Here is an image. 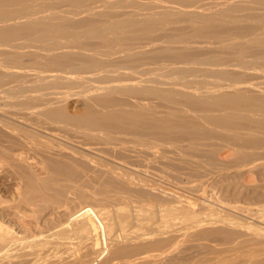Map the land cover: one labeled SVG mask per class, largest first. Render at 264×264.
Listing matches in <instances>:
<instances>
[{
  "label": "bare ground",
  "instance_id": "1",
  "mask_svg": "<svg viewBox=\"0 0 264 264\" xmlns=\"http://www.w3.org/2000/svg\"><path fill=\"white\" fill-rule=\"evenodd\" d=\"M244 2L251 3L249 8L253 10L244 9L243 14H236L235 7H242ZM193 3L191 0H0V175L9 172L14 175L12 200L16 202L6 206L0 199V264H28L31 257H48L58 252L59 246L74 245L80 233L79 238L84 239L93 232L91 227L95 224L106 226L96 217L95 208L87 203L70 211L69 201L74 200H69L68 193L87 198L99 194L127 203L135 195L133 184L138 183V188L145 191L149 188L150 192L149 189L146 192L154 196L152 183L135 179L146 163L154 160L155 164V157L156 160L167 157V152L180 155L178 159L174 156V163L196 165L200 163L196 157L203 155L212 163L218 161L212 158L216 154L214 147L203 150L209 145L205 140L214 136L231 144L237 157L243 160L248 153L242 145L264 147V0H221L213 7ZM215 75L220 80L209 81L205 77ZM255 75L262 80H252ZM74 87L83 88L84 94H79L85 107L73 114L66 102L74 92L71 94L64 88ZM151 97L159 98L166 108L159 110L143 101ZM29 151L39 154L41 163L35 160L38 155L34 158ZM143 157L145 164L141 167ZM152 168L143 170L148 173ZM92 184H99L100 189L91 193L88 186ZM162 190L159 188L161 193ZM171 190L163 192L167 197L173 196L176 206H169L170 199L162 200L166 194L160 193V200L167 201L168 206L160 204L159 199L157 202L147 199L150 201L141 205L138 216L148 211L155 228L160 221L172 218L177 210L189 216L197 214L193 201ZM261 192L255 195L264 198ZM41 200L56 204L40 218L38 215L28 218L29 209L23 210L22 203L35 207ZM74 205L71 203V208ZM133 206L136 208L134 203ZM224 207L221 209L227 211V205ZM229 208L246 211L236 204ZM128 209L119 207L120 213L115 210L121 214L119 221L113 217L115 213L112 215L121 227L137 215L136 209L135 212ZM223 213L218 212L219 216ZM224 216L217 221L245 228L247 232L231 228L230 234L228 230L227 234L236 235V239L229 235L228 239H232L226 240L231 245L223 246L227 245L225 242L211 249L215 254L212 261L206 257L200 264H264V227ZM215 233L218 236L219 232ZM163 239L148 242L144 246V251L149 250L145 255L129 257L122 264H138V260L146 259L154 264H196L184 252L193 246H174V242L163 249ZM32 246L38 248L34 251ZM29 247L33 251L28 252ZM46 257L43 259L47 264L59 262L56 257L53 261ZM73 259V263H78L77 258Z\"/></svg>",
  "mask_w": 264,
  "mask_h": 264
},
{
  "label": "rangeland",
  "instance_id": "2",
  "mask_svg": "<svg viewBox=\"0 0 264 264\" xmlns=\"http://www.w3.org/2000/svg\"><path fill=\"white\" fill-rule=\"evenodd\" d=\"M220 2H221V0H219ZM218 0H216V2H215V0H191V2L193 3V4H195L196 2V5H199V6H204V7H213V6H215L216 5V3H218L219 2ZM222 1H224V0H222ZM200 4H199V3ZM210 2V3H209ZM213 3H214V5H213ZM244 4H246V6H244V8H242L243 7V5ZM207 5H209V6H207ZM243 5H242V7H235V12H236V14H243L244 12H246V10H248V11H250V9L251 10H253L252 8H249V6L251 5V3H249L248 4V2H244L243 3ZM243 10H242V9ZM244 9H246V10H244ZM243 13H242V12ZM150 75V74H149ZM216 76V75H215ZM215 76H213V78H212V76H205L206 78H208V80L209 81H211V80H220V78H217V76H216V78H215ZM218 77H220V76H218ZM210 78V79H209ZM252 80H254V81H260V80H262V78H261V76L260 75H255L254 77H253V79ZM221 81H223V79L221 80ZM209 85H211V84H209ZM67 89V90H66ZM82 89V90H81ZM79 88V87H74V88H70V89H68V88H64V90H66V91H68L69 92V90H70V92L69 93H73V95L68 99V101L66 102V107H67V109L69 110V112H71V113H79V112H81V111H83V109H84V107H85V103H84V101H83V99L81 98V95H83L84 94V92H83V88ZM72 90V91H71ZM79 90H81V91H79ZM79 91V92H78ZM76 93H78V94H76ZM81 95H80V94ZM75 94V95H74ZM78 98V99H77ZM81 99V100H80ZM138 100H142V99H138ZM146 100V102H148L149 104H153L154 106H156V107H158L159 108V110H163V109H165L166 107L164 106L165 105V103L164 102H161L160 101V99L159 98H155V97H151V98H147V99H144L143 101H145ZM162 105V106H161ZM211 139V140H210ZM208 140V141H207ZM216 140V141H215ZM205 141H207L208 142V144L209 145H206L205 147H204V149L203 150H205V151H208L211 147H214L213 148V150L214 151H216L215 153L216 154H214V156L212 157L214 160H218V161H214L213 163H212V161H210L208 158H207V155H203V157L202 158H204V159H202V158H199V157H196L197 158V160L198 161H200V163L199 164H193L192 163V165H188L189 163H183L184 165H182L180 162H178L177 161V163H174V161L176 162V158L178 159L179 157H180V155H178V153L177 152H167V155L170 157H172L171 159L168 157H162L161 159L159 158V160H160V163H159V160H156V157H155V164H154V158H151V160H153L152 161V163L150 162V163H146V166L144 165L145 164V162H144V157L142 158L143 159V162H141L140 161V163H141V167H142V163H144L143 164V166H145V167H142V171L143 172H145V173H140L141 174V176H140V174L137 176L138 178H136L135 180L137 181V179L138 180H145L144 182L145 183H147V184H151L152 183V185L153 186H151L150 188H151V192H153L151 195H154V196H156V198H154V196H149V192H150V189L149 188H146V191H147V189H149L148 191L149 192H146L145 191V188L143 189V188H138V183L136 184V185H132V187L129 185V186H127V188L128 189H130V187H131V189H133V186H135V188H136V190L135 189H133V192H132V190H131V192L133 193V194H135L134 196H132L131 197V200L130 201H127V203H126V201L124 202V200H123V202H121L122 200H115L114 198H103V197H101V195H99V194H96L95 195V198L94 197H86V196H82V197H80L79 195L77 196H75V194H72V193H68V194H66L67 195V197H69L70 199L69 200H72L73 202H74V204L77 206H75L74 204H73V202H70L69 201V203H70V211L72 210V212L73 211H75L76 209L75 208H77V210H78V208H80L82 205H84V204H89V206H91L93 209H94V212H95V215H96V217L97 218H99L100 219V221H103L102 222V224L104 223V224H106V226L105 225H103V227H102V225L101 224H95V226H97L96 228H95V226H92L91 228H93V229H91V231H93V232H90V233H88L87 235H85L84 233H83V235H85L84 236V239H80V238H83V237H80L79 238V236H80V234H81V236H82V233H80L79 235H77V237L78 238H76L75 239V244L74 245H68V246H59V248H58V252H55V254L57 255H55L54 253H52L53 255H55V256H53L52 254V256L51 255H49V256H51L53 259L55 258V261L56 260H58L57 262L58 263H56V264H67V263H69V264H79V262H81L80 264H122V261H124V260H126V259H130V258H133V257H136L137 255L138 256H140V255H145L148 251L147 250H145V251H147V252H145L144 251V246H147V244H148V242L149 243H151L152 241L153 242H155L156 241V239H159V240H162L163 238L165 239H163L164 240V243H163V249H165L167 246L169 247V246H172V245H174V242H175V245L174 246H188V247H192L193 246V249L192 248H190V249H188L187 250V252L186 251H184L185 252V254H186V256L185 257H187V255H188V257H190V258H192V259H194V263H196V264H200L201 263V261H202V259L204 258H208L209 257V260H211V256H214L215 254L214 253H212V250L216 247H220V246H222V243H227V245H225V244H223V246H230L231 245V241H228V240H231L232 238H230V239H228L229 238V235L231 234L230 233V230H232V229H237V230H240L241 229V227H239L238 228V226H235V225H231V224H229V223H225L224 221H217V218H223V216H224V214H226V216H224L225 218H230V219H235L236 221H245V222H248V221H250V222H252V223H254V224H256L257 223V225H259V226H262V227H264V216H263V214H264V198H259V196L257 197L256 195H259V193L261 192L260 190H262V192H264L263 190H264V164H259L260 162H262V161H264V147H256L255 148V146H250V145H248V146H245V145H242V147L243 148H245V150H246V152L248 153V157L246 158V159H239L238 157H237V153H236V151H234V149L232 148V146H231V144H229L227 141H224V139L223 138H221V137H219V136H214L213 137V139L212 138H207ZM210 141V142H209ZM214 141V142H213ZM215 145H216V147H215ZM219 147V148H218ZM228 147V148H227ZM223 150H222V149ZM225 148H227V150H225ZM230 148V149H229ZM253 148V149H252ZM255 148V149H254ZM222 150V151H220V150ZM249 150V151H248ZM250 150H252L251 151V153H250ZM258 150V151H257ZM217 151H219V152H217ZM30 152V151H29ZM28 152V153H29ZM229 153H230V155H229ZM33 154V155H32ZM30 155L32 156V157H36L37 155L38 156H40L39 154H37L36 152H34V151H31L30 152ZM36 157L35 158V160L36 161H38L39 163H41V156L40 157ZM174 156H176V158L174 157ZM256 156V157H255ZM261 157V158H259V157ZM40 158V159H39ZM174 158V159H173ZM211 158V159H212ZM250 158V159H249ZM169 159V162H171V163H169V162H167V160ZM255 159V160H254ZM150 160V161H151ZM161 160H162V162H161ZM171 160V161H170ZM172 160H173V162H172ZM35 161V162H36ZM247 161V162H246ZM37 162V163H38ZM165 162H167L166 164H165ZM222 162V164L220 165V163ZM228 162V163H227ZM246 162V163H245ZM248 162H250V163H248ZM162 163V164H161ZM173 163V164H172ZM180 163V165H177V164H179ZM202 163V164H201ZM211 163V164H210ZM233 163V164H232ZM248 163V164H247ZM255 163V164H254ZM258 163V164H257ZM147 164H152V166H153V168H152V166L151 167H147L148 165ZM165 164V165H164ZM172 164V165H171ZM214 164V165H213ZM242 164H246V165H242ZM155 165V166H154ZM157 165H158V167H157ZM174 165V166H173ZM260 167H259V166ZM177 166V167H176ZM180 166V167H179ZM189 166V167H188ZM254 166V167H253ZM155 167H156V169H155ZM164 167H166V169L164 168ZM183 167H184V169H183ZM143 168L144 169H150V168H152L151 169V171H147L148 173H150V175L152 176L153 174H155V175H153L154 177H151L148 173H146V171L145 170H143ZM158 168V169H157ZM171 168V169H170ZM39 169H40V166H39ZM153 169H155V170H153ZM161 171H160V170ZM164 169V170H163ZM208 169V170H207ZM234 169V170H233ZM41 170V171H40ZM40 170H38V171H40V173L42 172V169H40ZM206 170V171H205ZM210 170V171H209ZM217 170V171H216ZM219 170V171H218ZM233 170V171H232ZM157 173H156V172ZM159 171V172H158ZM167 171V172H166ZM180 171V172H179ZM183 172V173H182ZM234 172V173H233ZM176 173H178V174H176ZM6 174V173H5ZM8 174L10 175V172L9 173H7L6 174V176H8ZM13 174V173H12ZM143 174H145V175H143ZM165 174V175H164ZM235 174H236V176H235ZM142 175H143V177H145L146 179H147V177H148V179L147 180H149V178H152V179H150V181H147L145 178L144 179H142L143 177H142ZM174 175H176V176H174ZM185 175V176H184ZM198 175V176H197ZM220 176V177H218V176ZM221 175H222V177H221ZM1 177H0V199H1V197H2V199H3V201H5L6 202V206H10V204L11 205H13V204H15L16 202H15V200L13 199L12 200V198H13V188H15V178L14 179H12V177H14V175H10L9 177L11 178H9V177H7V178H4V177H6V176H4V173L2 174V175H0ZM147 176V177H146ZM150 176V177H149ZM157 176V179L155 178ZM200 176V177H199ZM160 179H159V178ZM139 178H141V179H139ZM176 178V179H175ZM179 178V179H178ZM211 178V179H210ZM154 179H156V180H154ZM159 179V180H158ZM215 179V180H214ZM217 179V180H216ZM224 179H225V181H224ZM167 180V181H166ZM197 180V181H196ZM142 181V183H144ZM147 181V182H146ZM156 183H158L159 182V184H156ZM161 181V182H160ZM177 181V182H176ZM185 181V182H184ZM243 181V182H242ZM256 181V182H255ZM138 182V181H137ZM170 182V183H169ZM212 182V183H211ZM154 183V184H153ZM161 183V184H160ZM163 183V184H162ZM225 183V184H224ZM235 185H234V184ZM168 184V185H167ZM209 184V185H208ZM252 184H253V186H252ZM94 185V186H93ZM99 184H92V185H89L88 187H89V189H88V187L86 188L87 190H89V191H91V193L92 192H97L100 188V185L98 186ZM154 185H156V188H155V186ZM157 185H159V186H162V187H159V186H157ZM198 185V186H197ZM258 185V186H257ZM95 188H93V187ZM164 186V187H163ZM171 186V187H170ZM183 186V187H182ZM238 186V187H237ZM91 187L93 188V190L91 189ZM97 187V188H96ZM153 187L155 188V190H157V191H154L153 190ZM160 188V190H162L161 188H163V190H162V193L164 194H166V197H165V195H162V200H166L167 198H169L171 201H172V199H173V201L175 202V200H174V198H173V196L171 197V195H170V197L168 196L167 197V193L166 192H163V191H167V189H168V191H169V188L170 189H172L171 190V192L173 193V192H178L177 194H179V195H181V196H183V197H186V198H188L189 200H191V201H193L194 203H195V207H196V211H197V214H195L194 216H189V215H186L184 212H182V210L180 209V210H177L173 215H172V218L171 217H169V219H167V220H165V221H160L159 222V224H157V227H156V225H155V228H154V226L152 225V222H151V220H152V215H150L149 214V212L148 211H146V212H143V213H141V215H139L138 216V212H142L141 211V209H142V204L144 203V202H148V201H150V200H148L147 201V199H155V202H159L160 204H163L164 206H168L167 204H168V202H169V206H173L174 204H175V206L177 205V203L175 202H173V204H170V200H168V202L167 201H161L160 199V197H161V191H159V188ZM173 187V188H172ZM186 187V188H185ZM224 187V188H223ZM254 187V188H253ZM110 189L111 188H113L112 186L111 187H109ZM164 188H165V190H164ZM241 188V189H240ZM259 190H257V189ZM139 189V190H138ZM183 189V190H182ZM219 191H218V190ZM256 189V190H255ZM3 190V191H2ZM137 191H138V193H137ZM167 191V192H168ZM140 192H142L140 195V197L141 198H139L138 196H139V193ZM155 192V193H154ZM170 192V191H169ZM181 192V193H180ZM226 192V193H225ZM255 192V193H254ZM259 192V193H258ZM261 192V193H262ZM131 193V194H132ZM136 193H137V195H136ZM161 193V194H160ZM175 193V194H176ZM236 193V194H235ZM258 193V194H257ZM70 194H71V196H70ZM132 194V195H133ZM155 194H157L158 195V197H159V194H160V197L158 198L157 197V195H155ZM197 194V195H196ZM206 194V195H205ZM239 194V195H238ZM256 194V195H255ZM263 194V193H262ZM142 195H143V198H142ZM169 195V194H168ZM234 195V196H233ZM264 195V194H263ZM31 196H34V194L33 195H31ZM74 196V197H73ZM163 196L165 197V198H163ZM226 196V197H225ZM71 197H73V198H71ZM83 197H86V198H83ZM150 197V198H149ZM152 197V198H151ZM235 197V198H234ZM10 198V199H9ZM75 198H77L76 200H75ZM82 198L84 199V200H82ZM90 198V199H89ZM92 198H94V199H92ZM207 198V201H205V199ZM232 198V199H231ZM1 199V200H2ZM133 199V200H132ZM138 199H140V200H138ZM142 199V200H141ZM157 199H159V200H157ZM204 199V200H203ZM211 199V200H210ZM217 199V200H216ZM226 199V200H225ZM263 199V200H262ZM6 200H8V201H6ZM87 200H89L88 202H87ZM96 200V201H95ZM103 200V201H102ZM112 200H114V201H112ZM144 200V201H143ZM157 200V201H156ZM213 200H214V204H213ZM224 200H225V202H224ZM13 201V202H12ZM80 201H82L81 202V204L79 205V203H80ZM92 201V202H91ZM105 201V202H104ZM134 201V202H133ZM197 201V202H196ZM207 202V204L206 203H204V204H206V205H203L202 206V203H200V202ZM216 201H217V203H216ZM247 201V202H246ZM40 201H38V205H37V207H36V205H35V207H33L34 205L32 204V203H30V204H23L22 203V206H23V208L22 207H20V208H22L23 210L24 209H26L27 208V210L29 209V212L27 211V210H25V211H27L28 213H29V215H28V218H29V216H30V219H33V217L34 218H36L35 216H39V215H44V214H46V212H48V210H49V208H51L52 206H53V204H56L55 203V201L54 202H52V200L51 201H48L49 202V204H50V202H52L50 205H48L47 203H46V201L44 202V201H42L41 200V203H39ZM84 202V203H83ZM138 202H139V205H138ZM165 202H167V203H165ZM171 202V203H172ZM212 202V203H211ZM243 202V203H242ZM71 203H72V205H74L72 208H71ZM91 203H93V205L91 204ZM104 203V204H103ZM125 203V204H124ZM133 203H134V205L136 206V208L133 206ZM215 203H216V206H215ZM219 203V204H218ZM229 203V204H228ZM263 203V204H262ZM33 206H32V205ZM112 204V205H111ZM119 204V205H118ZM124 204V205H123ZM128 204H131L130 206H128ZM200 204H201V206H200ZM212 204V205H211ZM239 205V206H242L243 207V209H246V211L244 210H241V209H235V208H229V210L227 209L230 205ZM245 204V205H244ZM16 205V204H15ZM39 205H43V207L42 206H39ZM47 205V206H46ZM79 205V206H78ZM210 205V207H208ZM221 205V206H220ZM226 206L227 205V208H226V210L227 211H229V212H227V211H225V210H223L225 207L224 206ZM24 206H28V207H24ZM45 206V207H44ZM207 206V207H206ZM217 207V208H212V207ZM254 206V207H253ZM30 207V208H29ZM48 209H47V208ZM112 207V208H111ZM119 207H124L125 208V210H127L128 208V210H134V209H136L135 211H136V217H135V221L133 220H129V221H126V224H125V222H124V224L125 225H122V227H121V225H120V223L119 222H117V221H119V220H117V219H119V216L121 215H119V213L121 212L120 210H118L119 209ZM127 207V208H126ZM138 207V208H137ZM198 207V208H197ZM200 207V208H199ZM201 207H203L204 208V210H203V208H201ZM220 207V208H219ZM247 207V208H246ZM263 207V208H262ZM34 208H35V210H34ZM37 208H39V209H42L43 210V213H41L42 212V210H40L39 211V209H37ZM44 208V209H43ZM132 208V209H131ZM179 208H181L180 206H179ZM207 209V211H208V213H207V211H206V209ZM211 208V209H210ZM221 208H223V209H221ZM257 208V209H256ZM32 209H33V211H32ZM102 209V210H101ZM114 209V210H113ZM138 209V210H137ZM201 209V210H200ZM214 209H215V211H217L216 213L217 214H215V211H214ZM219 209V210H218ZM248 209V210H247ZM256 209V210H255ZM36 210H37V212H39L40 214H38L37 212H36ZM99 210V211H98ZM115 210L116 211H120L119 213L118 212H115ZM234 211V210H236V211H234V212H231V211ZM238 210V211H237ZM114 211V212H113ZM135 211H133V212H135ZM198 211H200V212H198ZM204 212V213H202V212ZM210 211V212H209ZM222 211L224 212L223 213V216H219L220 214H218V212L220 213L221 212V214H222ZM249 211H251V212H249ZM259 211V212H258ZM227 212V213H226ZM230 212H231V214H230ZM246 212V213H245ZM250 214H248V213ZM263 212V213H262ZM34 213H36V214H34ZM79 213H81V212H79ZM100 213V214H99ZM110 213H112V214H110ZM115 213V214H114ZM116 213H117V216H114V215H116ZM177 213V214H176ZM181 215H180V214ZM210 213H213V214H210ZM229 213V214H228ZM239 213V214H238ZM254 215H253V214ZM31 214V215H30ZM114 214V215H113ZM242 214V215H241ZM258 214V215H257ZM33 215H35V216H33ZM112 215H113V217L117 220H113L112 218ZM175 215V216H174ZM183 215V218L181 217ZM216 215H218V217L216 216ZM238 215V216H237ZM245 215V216H244ZM37 216V218H40V216L38 217ZM107 216V217H106ZM177 216V217H176ZM213 216H215V217H213ZM228 216V217H227ZM236 216H237V218H236ZM263 216V217H262ZM42 217V216H41ZM61 218L63 217L64 219H65V216H60ZM96 217H94L95 218V220H97V218ZM193 217V218H192ZM205 217H208V218H205ZM209 217H211V218H209ZM213 217V218H212ZM239 217H241V218H239ZM250 217V218H249ZM257 217V218H256ZM260 217V218H259ZM62 218V219H63ZM186 218V219H185ZM188 218V219H187ZM252 218H254V220H252ZM189 219H191V220H189ZM207 219H209V220H207ZM256 219V220H255ZM206 220V221H205ZM111 221H113L112 223H116L117 224V226L115 227V225H112V224H110L111 223ZM207 221H209V222H207ZM263 221V222H262ZM213 222V223H212ZM222 222V223H221ZM227 222V221H226ZM225 225V227H228L229 225V227L226 229L225 227H224V225ZM227 224V225H226ZM229 224V225H228ZM261 224H263V225H261ZM99 225V226H98ZM127 225V226H126ZM129 225V226H128ZM153 227H152V226ZM118 226H120V227H118ZM126 226V228H124ZM159 226V227H158ZM98 227H100V229L98 230ZM143 227V228H142ZM146 227V228H145ZM151 227V228H150ZM207 227H211V228H207ZM119 228V229H118ZM123 228V229H122ZM133 228V229H132ZM155 229L154 231H153V229L152 230H149V229ZM163 228V229H162ZM165 228V229H164ZM213 228V229H212ZM217 228V229H216ZM220 228L222 229L221 231H220ZM232 228V229H231ZM112 229V230H111ZM141 229V230H140ZM144 229H145V231H144ZM205 229H208L210 232H208L207 234H205V233H203V231H201V230H205ZM211 229H212V231H211ZM244 229L245 228H243V230L241 229L240 231H242L243 233H245V231L247 232V230H245L244 231ZM104 230V231H103ZM130 230H131V233H129L130 232ZM134 230V231H133ZM164 230V231H163ZM165 230H167V231H165ZM217 232H219V233H217L218 234V236H216V233H215V231ZM228 230H229V235L227 234L228 233ZM114 231V232H113ZM146 231H148V232H146ZM149 231H151V232H149ZM152 231L155 233H152ZM184 231V232H183ZM173 234H172V233ZM192 232V233H191ZM213 232L215 233V234H213ZM223 232V234H221ZM134 233V234H133ZM135 233H137L136 235H135ZM158 233V234H157ZM169 233V234H168ZM175 233V234H174ZM185 233V234H184ZM112 234V235H111ZM139 234V235H138ZM164 234V235H163ZM189 234V235H188ZM114 235V236H113ZM132 235V236H131ZM172 235V236H171ZM176 235V236H175ZM205 235V236H204ZM208 235V236H207ZM209 235H210V237L211 238H209ZM211 235H213V236H211ZM221 235H226V236H221ZM124 236V237H123ZM168 236V237H167ZM182 236V237H181ZM201 236V237H200ZM231 236V235H230ZM235 239H236V235H232ZM231 236V237H232ZM123 237V238H122ZM126 237V238H125ZM170 237V238H169ZM205 237V238H204ZM214 237V238H213ZM220 237H222L221 239H218V238H220ZM245 237L247 238V236L245 235ZM41 238H46V237H41ZM41 238H39V240H41ZM167 238V239H166ZM172 238V239H171ZM242 238L243 237H240V238H238V240H242ZM140 239V240H139ZM185 239L187 240V241H185ZM197 239V240H196ZM199 239V240H198ZM218 239V241H216ZM226 239H228V240H226ZM169 240H170V242H169ZM240 240V241H241ZM142 241V242H141ZM158 241V240H157ZM177 241V242H176ZM233 241V240H232ZM165 242H167V243H165ZM169 242V243H168ZM173 242V243H172ZM217 242V243H216ZM229 242V243H228ZM202 243V244H201ZM216 243V244H215ZM171 244V245H170ZM215 244V245H214ZM242 244H244V242L243 243H240V244H238V245H242ZM132 245V246H131ZM142 245V246H141ZM217 245V246H216ZM114 246V247H113ZM166 246V247H165ZM197 246H199V247H197ZM203 246V247H202ZM210 246H211V248H210ZM33 248H34V251L36 250V247L37 246H32ZM28 248V252L30 251L31 252V250L33 251V248ZM67 249H66V248ZM205 247V248H204ZM38 248V247H37ZM78 248V249H77ZM207 248H208V251H207ZM72 249V250H71ZM119 249V250H118ZM212 249V250H211ZM113 250V251H112ZM122 252H121V251ZM126 250V251H125ZM132 250V251H131ZM211 250V251H210ZM27 251V249L25 250V252ZM76 251V252H75ZM79 253H78V252ZM137 251V252H136ZM69 252V254H67ZM117 252V253H116ZM143 252V253H142ZM152 252V251H151ZM74 255H73V254ZM121 253V254H120ZM62 254V255H61ZM179 254H181V253H179ZM213 254V255H212ZM73 257H72V256ZM118 255V256H117ZM135 255V256H134ZM184 255V254H183ZM192 255V256H191ZM43 257H46V256H44V255H42ZM42 256H40L39 258H34V259H32V257L31 258H29L28 259V264H47V260L45 261V258L43 259V257ZM48 256V257H49ZM127 256V257H126ZM48 257H46V259H48ZM66 257V258H65ZM70 257V258H69ZM83 257V258H82ZM90 257H91V259H90ZM94 257V258H93ZM123 257V258H122ZM130 257V258H129ZM50 258V257H49ZM52 258H50V260L52 259ZM68 258V259H67ZM73 258H77L76 260L75 259H73ZM78 258H79V260H78ZM119 258V259H118ZM206 258V259H207ZM53 259H52V261H53ZM71 259H73V260H75V261H78V263L77 262H75V263H73V261H71ZM82 259V260H81ZM116 259H118V261L116 260ZM203 259V260H204ZM81 260V261H80ZM115 260V261H114ZM151 260V259H150ZM148 260V259H146V260H142V261H140V260H138L139 261V263L138 264H154V262L151 260ZM214 260V259H213ZM69 261V262H68ZM94 261V262H93ZM114 261V262H113ZM212 261V260H211ZM49 262H51V261H48V263ZM65 262V263H64ZM86 262V263H85ZM98 262V263H97ZM135 264H137V263H135Z\"/></svg>",
  "mask_w": 264,
  "mask_h": 264
}]
</instances>
